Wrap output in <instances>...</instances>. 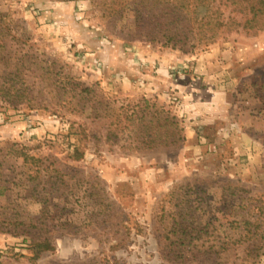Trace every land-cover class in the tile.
I'll list each match as a JSON object with an SVG mask.
<instances>
[{
  "label": "rangeland",
  "instance_id": "rangeland-1",
  "mask_svg": "<svg viewBox=\"0 0 264 264\" xmlns=\"http://www.w3.org/2000/svg\"><path fill=\"white\" fill-rule=\"evenodd\" d=\"M116 7L0 0V83L44 97L0 96V264H264V30L173 49ZM167 110L185 139L148 147Z\"/></svg>",
  "mask_w": 264,
  "mask_h": 264
},
{
  "label": "trees",
  "instance_id": "trees-1",
  "mask_svg": "<svg viewBox=\"0 0 264 264\" xmlns=\"http://www.w3.org/2000/svg\"><path fill=\"white\" fill-rule=\"evenodd\" d=\"M118 7L111 14L124 17L125 12L132 9L134 12L133 27H128V34L147 39L150 42L160 43L162 47L184 50H195L198 47H208L232 32L246 31L255 34L264 30V0H112ZM112 3V2H110ZM110 5L113 4H109ZM117 18H114L116 21ZM34 82L21 77L19 69L10 72L6 80L0 83V96L7 102H29L34 104L44 97L34 95L30 87ZM255 85H258L256 82ZM55 86V87H53ZM259 86V85H258ZM261 86V85H260ZM53 87L52 93L64 104L68 101L67 95L76 88L67 90L61 80H55L46 88ZM263 88V85L261 86ZM87 89L74 93V97L82 101ZM258 97L264 103V89ZM62 113L58 109L54 110ZM156 122L159 119L156 118ZM163 129L161 134L160 129ZM148 139L144 141L148 147L155 145L169 146L184 140L183 128L170 110L166 111L163 123L148 127ZM69 135L81 136V141L87 138L86 129L82 125L73 124ZM163 137L157 142V138ZM80 145H75L74 154L82 155ZM28 158V157H27ZM50 179L45 180V182ZM47 208V207H46ZM41 225H43L41 223ZM27 232V231H24ZM32 248L36 256L46 250L54 248L49 237H32Z\"/></svg>",
  "mask_w": 264,
  "mask_h": 264
}]
</instances>
